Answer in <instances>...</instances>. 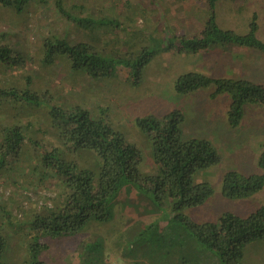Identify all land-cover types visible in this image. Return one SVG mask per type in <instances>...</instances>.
<instances>
[{
  "label": "rangeland",
  "instance_id": "rangeland-1",
  "mask_svg": "<svg viewBox=\"0 0 264 264\" xmlns=\"http://www.w3.org/2000/svg\"><path fill=\"white\" fill-rule=\"evenodd\" d=\"M63 11L77 17L76 21L84 16L93 23L80 26ZM212 15L222 30L239 34L249 31L256 16V36L264 41V0H214L211 12L207 0H29L19 13L0 4V45L10 46L24 57L21 68L0 66V86L29 88L44 94V105L80 106L95 118H103L140 151L144 175L156 174L158 166L152 157L151 132L142 131L137 120L151 116L163 124L173 112L180 113L182 139H206L220 157L217 164L194 177L195 182L212 186V196L183 214L196 223L217 222L228 212L246 217L264 206V186L250 196L229 199L222 196V178L232 170L243 175L262 172L258 160L264 150V105L244 103L240 124L231 128L229 93L213 95V84L184 94L175 89L176 80L189 72L264 86V55L257 50L234 44L205 52L183 48L181 41L199 36ZM52 36L112 52L129 65H118L112 75L99 79L72 71L63 60L45 67L41 45ZM147 52L153 55L140 68L137 79L139 63L133 61L143 63ZM26 77L31 79L28 85ZM44 105L29 108L8 103L0 109V136L3 127L17 123L25 127L26 135L19 164L8 162L0 170V205L13 217L3 219L1 226L8 235L7 264H28L33 255L28 244L36 233L26 236L19 224L35 211L41 212L44 203L52 206L59 202L57 182L50 173L43 174L37 158L41 150L32 143L62 148ZM76 155L68 156L83 167H95L92 154ZM109 210L113 214L110 220L93 221L76 234L40 237L36 258L46 264H150V252L155 248L151 239L167 228L171 203L157 207L145 189L126 187ZM96 248H101V253L93 252ZM196 250L201 262L205 255L209 257L205 264H217L211 252L205 250L202 255L200 246ZM242 263L264 264V240L244 246Z\"/></svg>",
  "mask_w": 264,
  "mask_h": 264
},
{
  "label": "trees",
  "instance_id": "trees-1",
  "mask_svg": "<svg viewBox=\"0 0 264 264\" xmlns=\"http://www.w3.org/2000/svg\"><path fill=\"white\" fill-rule=\"evenodd\" d=\"M28 2L0 0L2 6L13 7L18 13ZM207 2L211 12L214 0ZM63 13L80 26L93 23L92 18L81 16L76 21L77 17H69L70 14L65 11ZM255 20L256 16L247 33L239 34L222 30L212 15L199 36L183 39L181 43L183 48L191 52H205L211 47L234 44L257 50L264 55V41L256 36L258 25ZM41 51L43 66L48 67L63 60L72 71L82 72L92 79L112 75L118 65H129L128 62H122L120 57L113 56L112 52L99 51L85 43L72 44L59 36L44 39ZM145 54L147 59L143 63L138 59L133 61V64L139 63V69L135 70L137 79L140 68L153 55L151 52ZM23 65L24 57L20 53L8 45H0V66L13 69ZM25 81L27 85L30 84V77H26ZM211 84L214 85L213 95L222 92L230 94L227 116L231 128L240 124L244 103L264 105V86L244 79H212L201 73L189 72L176 80L175 89L177 93L184 94ZM43 95L29 88L3 85L0 86V109L6 108L8 103L36 108L44 105ZM44 106L48 108L50 127L55 130L62 148L36 141L32 143L41 150L37 158L43 174L50 173V177L57 182L59 202L52 206L44 203L41 212L35 211L28 220L19 224L26 236L36 233L32 237L33 241L28 244V249L33 253L28 264H46L34 254L40 237L76 234L93 221L110 220L113 214L109 205L126 187L145 189L157 207L167 201L171 203L172 214L167 228L163 234L159 233L151 239L155 248L150 252V264H205L209 259L204 255L205 250L217 258V264H243L244 246L264 240V206L246 217L225 213L217 222L196 223L183 214L185 209L200 206L212 196V186L204 182L197 183L194 177L198 171L217 164L220 157L216 148L206 139H182L179 124L183 116L180 113L173 112L163 124L151 116L137 120L142 131L151 132L152 157L158 166L156 174L144 175L140 170V151L114 131L103 118H95L90 111L80 106ZM1 131L0 170H3L8 162L19 164L26 135L25 127L18 123L5 126ZM71 153H90L95 156L97 171L95 167H83L75 158L71 159L68 156ZM258 166L262 172L257 174L243 175L234 170L226 172L222 178V196L229 199L242 198L259 191L264 186V150ZM3 219L9 221L13 217L0 205V264H7L4 258L8 235L2 232ZM197 246H200L204 255L202 262L200 255H197ZM93 252L101 253V248Z\"/></svg>",
  "mask_w": 264,
  "mask_h": 264
}]
</instances>
